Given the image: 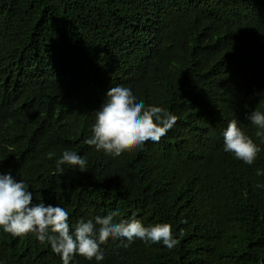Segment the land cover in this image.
<instances>
[{
    "label": "trees",
    "instance_id": "trees-1",
    "mask_svg": "<svg viewBox=\"0 0 264 264\" xmlns=\"http://www.w3.org/2000/svg\"><path fill=\"white\" fill-rule=\"evenodd\" d=\"M129 87L177 122L158 143L105 155L85 141L107 91ZM264 0H0V172L69 224L120 209L116 221L172 225L179 244L111 237L99 264H264ZM231 120L261 151L223 150ZM86 159L63 166V151ZM0 264H61L34 235L0 230ZM70 264H97L76 256Z\"/></svg>",
    "mask_w": 264,
    "mask_h": 264
},
{
    "label": "clouds",
    "instance_id": "clouds-1",
    "mask_svg": "<svg viewBox=\"0 0 264 264\" xmlns=\"http://www.w3.org/2000/svg\"><path fill=\"white\" fill-rule=\"evenodd\" d=\"M264 97V91L257 93ZM246 119L257 128L256 136L264 137V112L254 110ZM177 122V117L159 106H145L129 87L110 88L106 97L95 111L92 135L85 142L97 151L113 158L119 157L126 149L143 147L148 141L158 143ZM223 150L234 158L252 165L261 151L253 139L238 126L237 120L228 122L221 133ZM83 172L87 166L85 158L78 153L65 150L56 161L55 171L63 174L64 167ZM264 175V170H257ZM257 188L264 185L257 184ZM120 209L117 207L104 216L94 219H80L69 224L68 211L57 205L33 203V193L23 181H17L9 172H0V230L13 237L32 234L41 242H47L52 251L59 255L61 264H70L76 256L99 264L104 259L101 248L111 237L129 247L137 239L146 245L162 244L168 250L175 248L179 237L174 235L171 224L158 223L144 226L139 219L116 221Z\"/></svg>",
    "mask_w": 264,
    "mask_h": 264
}]
</instances>
